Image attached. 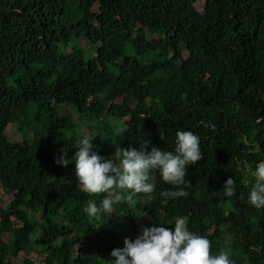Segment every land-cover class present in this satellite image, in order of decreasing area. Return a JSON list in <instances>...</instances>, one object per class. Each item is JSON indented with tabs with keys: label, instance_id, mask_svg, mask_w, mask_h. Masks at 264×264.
<instances>
[{
	"label": "trees",
	"instance_id": "obj_1",
	"mask_svg": "<svg viewBox=\"0 0 264 264\" xmlns=\"http://www.w3.org/2000/svg\"><path fill=\"white\" fill-rule=\"evenodd\" d=\"M77 34L96 55L70 46ZM14 122L30 143L5 136ZM178 129L199 137L186 185L152 170L151 193L96 217L84 208L106 193L82 192L74 162H54L84 134L105 158L143 139L171 151ZM261 160L264 0H0V193L10 198L0 205V264L32 253L40 264H108L125 237L176 218L208 239L210 255L264 264V208L248 203L246 172ZM176 187L187 195L159 196Z\"/></svg>",
	"mask_w": 264,
	"mask_h": 264
},
{
	"label": "clouds",
	"instance_id": "obj_2",
	"mask_svg": "<svg viewBox=\"0 0 264 264\" xmlns=\"http://www.w3.org/2000/svg\"><path fill=\"white\" fill-rule=\"evenodd\" d=\"M94 137L82 135L79 147L75 148L71 157H67L62 149L54 161L63 167L74 162L77 187L82 192L106 193L98 204L95 201L87 203L84 212L91 217L101 212L111 213L113 204L121 199L131 204L136 194L151 193L152 170H158L160 179L165 183L186 185L187 166L201 159L199 137L189 130L178 129L175 132L171 151H162L154 145L149 147V141L143 139L137 142V147H117L109 158L93 150ZM246 172L253 180L248 203L256 209L264 208V160L257 162L254 170L246 169ZM234 184L232 176L224 181L222 190L225 197L234 195ZM186 195L181 187L159 192V196L165 199ZM163 225L144 226L135 239L125 237L123 247L111 250L113 259L108 260V264H234L223 250L217 255H210L208 239L189 231L183 218H176L171 229Z\"/></svg>",
	"mask_w": 264,
	"mask_h": 264
},
{
	"label": "rangeland",
	"instance_id": "obj_3",
	"mask_svg": "<svg viewBox=\"0 0 264 264\" xmlns=\"http://www.w3.org/2000/svg\"><path fill=\"white\" fill-rule=\"evenodd\" d=\"M203 5L204 3L201 1L199 3H197V7L199 9H203ZM94 13H98L99 10H98V6L96 5L93 10H92ZM80 29V28H79ZM80 41V42H79ZM73 45H78V46H81L82 48L85 49V53L86 54H89L90 57L96 55V52H95V48H93L91 44H89L86 39L84 37L81 36L80 38V35L77 34L74 36L73 38V42L70 43V46H73ZM67 53L70 52V48H66L65 50ZM87 56V55H86ZM171 56L172 53H171ZM94 67L96 69L97 72L101 71V66L99 65V62L97 60L94 61ZM59 100L64 102V101H69V97L67 94H61L59 96ZM65 109H68V108H62L60 113H62V111H64ZM16 125V126H15ZM17 123L14 122L13 124L9 125L7 127V130L5 132V136L12 142H16V143H19L21 145H23L25 142L27 143H30V141L32 140V133L30 130H25L23 133L19 132L17 130ZM43 164L45 165L46 162H47V158H43ZM9 199L8 197H6L5 195H3L2 193H0V205L2 204H5V203H8L9 202ZM26 258V260H29V262L31 264H40V260L41 259L37 254L35 253H32L30 254L29 256L25 257V256H20L16 261L17 264H21L23 259ZM24 264V263H22Z\"/></svg>",
	"mask_w": 264,
	"mask_h": 264
}]
</instances>
